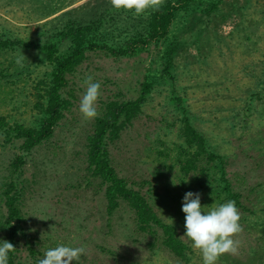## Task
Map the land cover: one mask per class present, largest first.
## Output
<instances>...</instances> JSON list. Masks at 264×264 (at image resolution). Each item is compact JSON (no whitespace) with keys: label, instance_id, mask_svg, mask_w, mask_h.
Masks as SVG:
<instances>
[{"label":"rangeland","instance_id":"rangeland-1","mask_svg":"<svg viewBox=\"0 0 264 264\" xmlns=\"http://www.w3.org/2000/svg\"><path fill=\"white\" fill-rule=\"evenodd\" d=\"M105 1L111 0H0V32L9 31L13 38L38 37L41 23L66 12L70 16L65 19L85 16L86 10ZM214 1L219 8L204 21L194 23L193 15L187 20L185 12L177 19L179 40L185 46L171 75L163 58L169 42H153L136 57L94 55L68 77L63 94L71 91L72 105L52 139L26 152L20 141L6 142L0 133V222L7 215L4 187L14 174L12 162L19 155L25 159L20 206L24 231L32 236L28 245L23 234L18 242L26 255L24 264H38L44 252L58 243L84 246L87 252L79 264H187L159 242L152 246L154 238L137 229L134 212L125 202L108 213L104 188L86 168L87 141L95 122L79 112L87 77L101 84L99 116L108 101L137 98L145 82H154L144 114L110 144V152L122 176L139 184L148 181L144 190H152L150 200L157 212L177 224L191 246L184 236V194L201 193L206 207L229 199L221 191L218 171L201 177L182 170L188 154L181 129L188 112L211 149L226 156L228 177L241 194L238 251L221 255L217 264H258L264 243L260 228L264 221V0ZM33 54H0L2 68L23 56L39 62L32 76L0 77V114L11 122L36 125L41 116L35 107L39 92L35 84L51 67L41 53ZM9 68L14 73L15 68ZM215 191H221V198ZM5 236L0 232V239ZM189 264H203L199 250H194Z\"/></svg>","mask_w":264,"mask_h":264},{"label":"trees","instance_id":"trees-1","mask_svg":"<svg viewBox=\"0 0 264 264\" xmlns=\"http://www.w3.org/2000/svg\"><path fill=\"white\" fill-rule=\"evenodd\" d=\"M218 8L219 2L214 0H162L158 11L149 9L146 14L135 16L132 12L117 11L112 7L111 1H105L90 7L84 12L85 16L65 19V16H70L66 12L41 23L36 30L38 37L13 38L9 31H1L0 54L14 51L30 52L33 55L41 53L51 70L35 84L39 91L35 107L41 113L38 123L27 125L20 120L11 122L8 116L0 114V133L6 142L20 141V148L26 152H31L52 139L56 127L72 105L71 91L67 96L63 94L69 86L68 77L94 55L114 59L136 57L153 42H169L163 58L165 71L171 75L175 58L185 46L179 40L178 32L181 29L176 24L179 16L185 12V19L188 20L193 15L196 23L209 18ZM38 64L36 61L30 62L25 56L21 59L15 58L9 64V67L15 68L14 73L9 67L0 66V77L20 78L22 74L32 76ZM11 81H14L13 78ZM153 86L154 82L147 81L137 98L114 99L105 104L104 113L95 119L93 131L88 136L86 168L90 177L99 180L100 186L104 188L109 214H113L125 202L134 212L137 229L154 238L152 246L159 242L180 261L189 264L194 250L183 239L178 225L159 215L150 200L152 190H144L148 181L139 184L122 176L110 152V144L118 141L123 132L144 114V105ZM181 134L188 154L182 163L185 174L210 177L211 170L218 171L223 184L221 191L226 192L229 200L236 201V207L240 205L241 194L235 191L228 177L226 156L211 149L206 135L195 127L187 111ZM24 164L22 155L14 159V174L4 187L7 215L0 222V232H6L5 240L15 247L9 253V264H24L26 255L21 251L18 242L22 234L26 238V244L32 236L24 231V215L20 206L24 189L21 168ZM221 191H215L214 194L221 198ZM260 228L264 238V221ZM30 251L36 253L33 247H30ZM258 264H264V243Z\"/></svg>","mask_w":264,"mask_h":264},{"label":"clouds","instance_id":"clouds-1","mask_svg":"<svg viewBox=\"0 0 264 264\" xmlns=\"http://www.w3.org/2000/svg\"><path fill=\"white\" fill-rule=\"evenodd\" d=\"M162 0H111L117 11L132 12L135 16L146 14L147 10L158 11ZM20 63V60L17 61ZM86 90L79 102V112L86 120L99 116L97 103L100 97V82H93L92 77L84 81ZM201 193L188 191L182 199V212L185 214V233L194 250H199L203 264H217L225 253L235 254L239 240L236 235L242 231L240 213L234 200L213 203L211 207L202 206ZM15 249L7 240L0 239V264H9V253ZM87 252L84 246L74 247L58 243L48 248L38 264H79L82 255Z\"/></svg>","mask_w":264,"mask_h":264}]
</instances>
